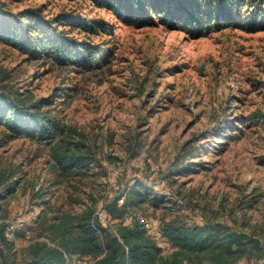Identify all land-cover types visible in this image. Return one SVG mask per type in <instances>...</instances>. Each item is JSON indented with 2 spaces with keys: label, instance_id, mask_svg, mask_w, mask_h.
I'll return each mask as SVG.
<instances>
[{
  "label": "rangeland",
  "instance_id": "rangeland-1",
  "mask_svg": "<svg viewBox=\"0 0 264 264\" xmlns=\"http://www.w3.org/2000/svg\"><path fill=\"white\" fill-rule=\"evenodd\" d=\"M39 7L46 20L75 11L113 22V33L104 36L66 32L98 49L109 42L111 50L86 70L32 58L0 41V92L24 99L64 128L50 142L11 137L0 125V218L29 228L39 214L98 209L143 187L152 197L170 199L136 208L154 232L174 218L214 220L264 247V28L239 25L195 35L160 24L138 27L89 0H0V18ZM41 99L40 109L31 105ZM61 138L93 160L82 175L54 185L52 148ZM42 200L48 204L41 206ZM6 238L10 245L1 248L0 263L22 264L30 239L14 241L7 230ZM238 264L259 260L245 257Z\"/></svg>",
  "mask_w": 264,
  "mask_h": 264
},
{
  "label": "trees",
  "instance_id": "trees-1",
  "mask_svg": "<svg viewBox=\"0 0 264 264\" xmlns=\"http://www.w3.org/2000/svg\"><path fill=\"white\" fill-rule=\"evenodd\" d=\"M89 1L96 8L111 11L120 20L138 27L160 24L184 28L195 35L239 25L250 30L264 28V0ZM43 12L41 7L25 8L14 18L10 14L1 17L0 41L32 58H54L59 63L67 61L86 70L107 60V52L111 50L109 42L98 49V45L76 40L66 32L104 36L113 33V22L64 11L52 19L68 27L58 30L51 25L52 20L44 18ZM0 13L4 14L3 10L0 9ZM43 103L41 99L31 105L40 109ZM0 125L15 138L27 136L52 142L64 133L59 121L30 109L24 99H15L4 92H0ZM59 141L52 148L59 177L54 185L82 175L93 160L91 152L75 150L71 141L65 146L61 142L66 141L64 138ZM147 189L134 188L130 196L122 192L104 203L109 219L107 225L98 220L96 207L85 208L78 214L58 213L51 218L39 214L31 227L21 226L16 230V237L30 239L22 264H76L80 261H91V264H238L245 257H255L259 264H264V247L258 239L214 220L201 224H189L181 218L163 221L160 239H156L141 221L142 216L136 208L147 201L165 204L170 199L166 195L152 197ZM121 198H124L123 203L119 202ZM42 201L41 206L48 204ZM8 219L0 218L3 239L0 253L5 244L10 245L6 238ZM160 240L166 244L165 248Z\"/></svg>",
  "mask_w": 264,
  "mask_h": 264
},
{
  "label": "built area",
  "instance_id": "built-area-1",
  "mask_svg": "<svg viewBox=\"0 0 264 264\" xmlns=\"http://www.w3.org/2000/svg\"><path fill=\"white\" fill-rule=\"evenodd\" d=\"M120 203H123L124 202V198H121L119 200ZM178 203H181L182 200L181 199H178L177 200ZM98 220L103 223L104 225H107L109 224V219L107 217V213H106V210L103 206L99 207L96 212H95ZM141 221L144 222L146 224V227L148 228L149 232L151 234L154 235V237L156 239H160V232H154L152 230V227L149 225L148 222H146V220L141 217ZM6 223L8 224V236L10 239L16 241V230L20 227V225L22 224L21 222H19V220H15V219H8L6 220ZM162 246L165 248L166 247V244L163 243Z\"/></svg>",
  "mask_w": 264,
  "mask_h": 264
},
{
  "label": "crops",
  "instance_id": "crops-1",
  "mask_svg": "<svg viewBox=\"0 0 264 264\" xmlns=\"http://www.w3.org/2000/svg\"><path fill=\"white\" fill-rule=\"evenodd\" d=\"M27 245V244H26Z\"/></svg>",
  "mask_w": 264,
  "mask_h": 264
}]
</instances>
